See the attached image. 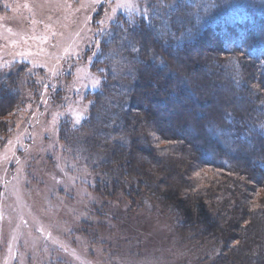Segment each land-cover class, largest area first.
<instances>
[{"label":"trees","instance_id":"obj_1","mask_svg":"<svg viewBox=\"0 0 264 264\" xmlns=\"http://www.w3.org/2000/svg\"><path fill=\"white\" fill-rule=\"evenodd\" d=\"M146 7L97 34L102 81L67 135L98 156L90 188L169 213L200 264H264V0ZM21 74L0 73V142Z\"/></svg>","mask_w":264,"mask_h":264},{"label":"rangeland","instance_id":"obj_2","mask_svg":"<svg viewBox=\"0 0 264 264\" xmlns=\"http://www.w3.org/2000/svg\"><path fill=\"white\" fill-rule=\"evenodd\" d=\"M147 1L0 0V73L22 72L0 142V264H200L169 213L129 214L120 194L102 204L90 188L98 156L67 136L102 81L98 36L147 17Z\"/></svg>","mask_w":264,"mask_h":264},{"label":"snow or ice","instance_id":"obj_3","mask_svg":"<svg viewBox=\"0 0 264 264\" xmlns=\"http://www.w3.org/2000/svg\"><path fill=\"white\" fill-rule=\"evenodd\" d=\"M146 18V17H145ZM81 119H82V117H81ZM262 127H264V125H262Z\"/></svg>","mask_w":264,"mask_h":264}]
</instances>
